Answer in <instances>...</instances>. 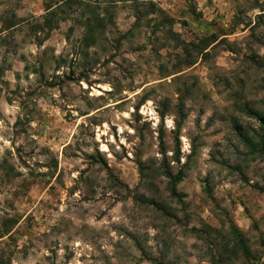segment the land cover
<instances>
[{
  "label": "rangeland",
  "instance_id": "1",
  "mask_svg": "<svg viewBox=\"0 0 264 264\" xmlns=\"http://www.w3.org/2000/svg\"><path fill=\"white\" fill-rule=\"evenodd\" d=\"M66 1L0 0V264H264V0Z\"/></svg>",
  "mask_w": 264,
  "mask_h": 264
},
{
  "label": "trees",
  "instance_id": "2",
  "mask_svg": "<svg viewBox=\"0 0 264 264\" xmlns=\"http://www.w3.org/2000/svg\"><path fill=\"white\" fill-rule=\"evenodd\" d=\"M86 1L87 0H67L66 3H67L68 6H70V5H73L74 3L83 4ZM52 8L53 7L51 5H47V11H48V13L46 15V22L45 23H48L49 25H52L53 19L58 15L57 11H54ZM92 20L94 21V29H93L94 31L105 28V26H106V20L104 18H100V15L99 14H97L96 16H94V19H92ZM8 29H10V28H8ZM202 44H204V43H202ZM210 45H211V43H207L203 47H201L200 49L201 50H204L202 48L208 47ZM190 60L191 59L189 57V59H187L185 65L191 66L192 65V61H190ZM261 120H262V122H264V117H261ZM234 233H235L237 239H240L241 238V233H238L237 230H234ZM5 234H8V232H5Z\"/></svg>",
  "mask_w": 264,
  "mask_h": 264
}]
</instances>
